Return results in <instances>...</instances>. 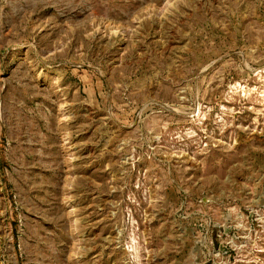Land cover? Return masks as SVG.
<instances>
[{
  "label": "rangeland",
  "instance_id": "1",
  "mask_svg": "<svg viewBox=\"0 0 264 264\" xmlns=\"http://www.w3.org/2000/svg\"><path fill=\"white\" fill-rule=\"evenodd\" d=\"M0 264H264V0H0Z\"/></svg>",
  "mask_w": 264,
  "mask_h": 264
}]
</instances>
